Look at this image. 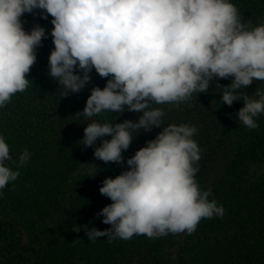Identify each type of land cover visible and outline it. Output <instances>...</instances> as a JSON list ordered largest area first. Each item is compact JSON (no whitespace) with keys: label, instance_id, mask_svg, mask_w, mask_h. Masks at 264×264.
<instances>
[{"label":"clouds","instance_id":"1","mask_svg":"<svg viewBox=\"0 0 264 264\" xmlns=\"http://www.w3.org/2000/svg\"><path fill=\"white\" fill-rule=\"evenodd\" d=\"M34 10L52 17L48 75L65 89L64 96L90 83L93 69L106 78L103 88L91 89L78 114L91 120L102 112L142 113L136 121L87 124L81 144L93 147L100 139L97 160L125 163L122 153L132 133L162 126L165 113L152 104L185 102L207 92L216 79H231L227 86L216 85L223 89V104L243 99L238 120L248 129L259 127L264 89L251 95L239 90L264 82V23L244 22L230 0H0V107L29 87L27 76L46 35L40 25L24 28L22 17ZM197 132L188 124L163 126L127 159L128 170L105 178L99 191L112 203L96 215L111 227L86 226L89 240L191 234L201 219L223 216V206L209 199L211 189L202 190L195 179L201 159L193 139ZM30 158L24 149L13 161L0 135V194Z\"/></svg>","mask_w":264,"mask_h":264},{"label":"trees","instance_id":"2","mask_svg":"<svg viewBox=\"0 0 264 264\" xmlns=\"http://www.w3.org/2000/svg\"><path fill=\"white\" fill-rule=\"evenodd\" d=\"M230 2L252 27L264 23V0ZM43 15L34 10L22 17L26 31L40 25L46 35L27 76L29 87L0 107V135L13 161L24 149L31 153L18 179L0 194V264H264V114L256 118L258 128L245 127L237 118L243 99L229 107L222 102L223 89L216 88L231 79H216L207 92L193 93L185 102L152 104L165 113L162 126L138 135L134 131L122 153L125 163L105 164L94 157L100 139L93 147L81 144L84 128L93 121H136L142 113L102 112L91 120L78 114L91 89L103 88L106 78L93 69L90 83L64 96L65 89L48 75L53 25L52 17ZM257 87L264 89V82L239 91L251 95ZM169 124L198 129L193 139L201 159L195 179L202 190L211 189L209 199L223 206V216L201 219L191 234L89 240L86 226L111 227L96 215L112 203L100 194L102 182L128 170L127 159Z\"/></svg>","mask_w":264,"mask_h":264}]
</instances>
